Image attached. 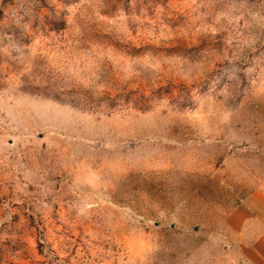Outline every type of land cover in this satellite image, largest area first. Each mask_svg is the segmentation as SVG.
<instances>
[{"label":"rangeland","instance_id":"1","mask_svg":"<svg viewBox=\"0 0 264 264\" xmlns=\"http://www.w3.org/2000/svg\"><path fill=\"white\" fill-rule=\"evenodd\" d=\"M264 0H0V264H253Z\"/></svg>","mask_w":264,"mask_h":264},{"label":"crops","instance_id":"2","mask_svg":"<svg viewBox=\"0 0 264 264\" xmlns=\"http://www.w3.org/2000/svg\"><path fill=\"white\" fill-rule=\"evenodd\" d=\"M264 221V190L255 191L231 214L230 220L245 226L256 217ZM246 256L253 264H264V228L258 232L255 241L246 249Z\"/></svg>","mask_w":264,"mask_h":264}]
</instances>
